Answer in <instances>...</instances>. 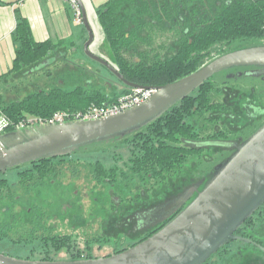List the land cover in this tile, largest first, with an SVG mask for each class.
Masks as SVG:
<instances>
[{
    "label": "flooded vegetation",
    "instance_id": "flooded-vegetation-1",
    "mask_svg": "<svg viewBox=\"0 0 264 264\" xmlns=\"http://www.w3.org/2000/svg\"><path fill=\"white\" fill-rule=\"evenodd\" d=\"M143 1L146 3L139 11L147 14L142 22L126 29L117 55L108 44L98 50L101 46L96 45L95 37L89 47L91 54L129 84L153 90L151 87L178 80L183 73H193L223 54L264 45V0ZM252 24L260 27L261 36L250 35ZM54 52L55 58L48 57ZM47 57L11 74L3 81V87L10 90L16 83H30L34 84L30 94L70 98L79 93L130 95L134 90H143L123 83L104 63L88 57V64L84 58L73 60L61 47ZM205 91L209 92V101L195 103L190 115L186 112L188 103L181 100L172 106L177 109L171 107L165 117L136 135L123 138L129 156L120 162L121 166L105 168L94 161L81 167L73 163L68 170L33 166L12 169L17 170L18 180L9 183L4 178L8 185L4 202L7 208L2 209L7 211L9 233L18 225L27 226V241L37 245L45 236L68 237L73 251L52 249L44 254L39 249L37 260L50 261L105 257L147 238L188 204L216 167L264 124V69L239 67L220 71L183 100L202 96ZM157 152L161 157L156 158ZM63 173L68 174L73 198L78 202L61 211L54 199L49 205L44 199L48 188H66L59 180ZM78 180H83V191L76 188ZM174 202L180 204L178 210L167 208ZM247 220L244 229L235 233L249 241H237L243 245L235 252L236 264L246 255L259 258L264 264V243L256 236V228L264 226V204ZM58 223L67 224L74 232L81 231L82 239L75 240L73 234L58 235ZM35 236L39 240H33ZM231 251L218 255L217 262L210 264H230L234 258Z\"/></svg>",
    "mask_w": 264,
    "mask_h": 264
},
{
    "label": "water",
    "instance_id": "water-1",
    "mask_svg": "<svg viewBox=\"0 0 264 264\" xmlns=\"http://www.w3.org/2000/svg\"><path fill=\"white\" fill-rule=\"evenodd\" d=\"M86 32L82 45L85 57L104 63L89 47L94 33L80 0H74ZM48 56L55 58L54 55ZM239 67L264 69V45L235 50L213 60L174 82L151 87L143 103L121 113L91 120L44 123L0 134V174L47 158L70 156L80 147L123 139L143 129L173 105L187 97L214 74ZM264 204V124L243 141L237 150L216 167L212 177L193 199L168 222L135 245L105 257L79 260H29L0 254V264H205L220 248L232 241L249 242L234 235ZM180 208L175 202L167 208ZM262 251H264L261 248Z\"/></svg>",
    "mask_w": 264,
    "mask_h": 264
},
{
    "label": "trees",
    "instance_id": "trees-1",
    "mask_svg": "<svg viewBox=\"0 0 264 264\" xmlns=\"http://www.w3.org/2000/svg\"><path fill=\"white\" fill-rule=\"evenodd\" d=\"M145 3L143 0H109L107 3H105V5H103L100 9H98L97 18L99 24L102 28L108 46L111 48L112 52L115 55H117V50L120 41L123 40V38L125 37L126 29L130 26L133 25L135 26L137 22L139 23L142 22L143 15L147 14L144 13L142 10L139 11L141 5ZM259 32H260V27L255 28L254 25L252 24L250 35L259 37L261 36V34H258ZM84 34L86 37L85 30H84ZM12 39L15 45V59L13 61V67L10 73H5L0 76V80L2 81L7 80V77L17 72L18 70L21 71L24 68L32 67L34 64L40 62L42 58L45 59L48 58L47 55L50 54L51 51H55L59 47H61V44H53L49 41H45L41 43L35 42L32 38L30 27L27 20L22 17H17L16 19L15 29L12 33ZM188 74L190 73H183L182 76H179L178 78H182ZM176 79L177 78L172 79L171 82ZM208 93L209 92L205 91L202 93V96L197 95V98H193L190 100L188 98L186 100H182L183 102L188 103L186 109L188 115L191 114L192 107L195 105V103L199 104L201 102L205 103L209 101ZM126 94H127L126 92L120 94H112V95H105V94L85 95L83 93L81 94L79 93L75 96L73 95L74 97L71 96L70 98V95L60 96L57 94L45 95L43 93H35L24 96L22 99H17V100L15 99L14 101L9 103H4L0 96V118H4L7 122V126L4 128V130L11 131L21 120L27 117H38L45 119V118H50L53 114L60 112L74 113L79 111L84 112L93 107L102 108L105 105H109L113 103L119 97ZM176 107L177 106L172 107V110L177 109ZM172 110L168 109L156 120L165 117ZM152 123L153 122L145 126L143 129L148 128L149 126H151ZM65 157L41 159L38 161L30 162L22 166L48 168V167H52V164L56 160L59 161V163L62 162ZM159 157H161V154L157 152L156 158ZM142 167H145V165L143 164ZM7 187L8 185L6 183V180L4 178H1L0 176V199L3 196V194L5 195L7 194ZM6 208L7 207L5 203H3L0 207V239H5L6 237H8L9 234V230H8L9 226L8 223L6 222L7 211L2 212V209H6ZM165 223L166 222H164L161 226L153 230L151 234H153L155 231L161 228ZM247 223L248 220H246L244 222V225H242L237 230L239 231L241 229H244L243 227L246 226ZM235 233L237 234V231ZM32 239L39 240V238L36 236L33 237ZM18 241H23V239H20ZM232 242L220 248L214 255L210 257V259L205 264L217 262L218 255H221L222 253L231 250L230 245ZM39 249L44 254L51 253L52 249L54 250V252H60L63 250H65L66 252H70L71 250L72 251L74 250V245L71 244V241L68 237L56 236L55 238H49L45 236L40 240ZM260 262L263 261H261L259 258H256L254 256L246 255L241 257L239 264H260Z\"/></svg>",
    "mask_w": 264,
    "mask_h": 264
},
{
    "label": "rangeland",
    "instance_id": "rangeland-1",
    "mask_svg": "<svg viewBox=\"0 0 264 264\" xmlns=\"http://www.w3.org/2000/svg\"><path fill=\"white\" fill-rule=\"evenodd\" d=\"M93 1L95 4H98L97 2L99 1V3L101 4L102 2H105L108 0H97V1L93 0ZM72 13L71 15L73 17H71V23H72L71 26L75 27V29L77 30L81 27L73 24L72 21H74L75 18H74V14ZM85 39L86 37H84L83 43ZM82 45L83 44L81 42L80 44H78L77 49H74V50L67 46H62L61 48L65 50V52L68 53V56H70L73 60H76L77 58L78 59L84 58L85 64H88V62H86L88 61L87 58L82 53ZM240 81H241L240 79L237 80V82H240ZM33 85L30 83L23 84L21 82V83H16L15 86L11 87L10 90H5L3 87V81L0 80L1 99L4 103L12 102L15 99L16 100L20 99L34 91ZM263 102H264V99H263ZM71 155H72L71 157H65L64 160L60 163L59 161L56 160L52 164V168L61 167L60 168L61 170H68L67 168L72 167L73 163L76 166L81 167L82 165H85L86 163H93L94 161H99L101 165H103L105 168H109L114 165L121 166L120 162L128 158L129 151H128V145L125 141H122L121 139L119 140L115 139V140H110V141L93 143L90 145L80 147L75 152H73ZM217 160L218 158L215 159V161ZM16 172L17 170H9L5 174H1L0 176L1 178L7 179L9 183L17 182L18 175L16 174ZM59 180H60V183L64 184L66 188L62 189L63 186H61V188H59L58 190L54 187L48 188V192H47L48 196L46 197V199H44V202L45 204L47 203V205H49V203L53 202V199H54V203L56 202L58 203L57 206L56 204L54 205L62 211L67 206L76 204V202L78 201L75 200V198H73V195H72L73 188L72 186L71 187L69 186L70 179L68 177V174L63 173L60 176ZM82 182L83 180H78V187H76L80 191H83V187L81 185ZM5 201H6V195L3 194V196L0 199V207ZM80 201H82V199H80ZM41 209L42 211L46 213L48 212L44 208H41ZM48 213H51L50 210ZM92 229H94V227ZM256 230H257L256 236L258 237L259 240H261L264 243V226L263 227L258 226ZM29 231H30L29 227L18 225L16 230H13L12 232L8 234V237H6L5 239H0V254H4L6 256L13 257V258L37 260L38 255H39L38 254L39 245H37L38 243L31 244L27 241L29 237H27V235L25 234H27ZM80 232L81 231L74 232V230H71L70 228H68L67 224L58 223V227L55 233H57L58 235L73 234L76 237L75 240H81L82 236H79L81 234ZM88 233L90 232H87V234ZM20 239H23V241H18ZM9 240L10 241L12 240V242L16 241L17 244H13ZM242 245H243L242 243L237 242V241H234L231 243V250H232L231 256L234 258L229 260L230 264L237 263L235 252L238 248H240V246L242 247Z\"/></svg>",
    "mask_w": 264,
    "mask_h": 264
},
{
    "label": "crops",
    "instance_id": "crops-1",
    "mask_svg": "<svg viewBox=\"0 0 264 264\" xmlns=\"http://www.w3.org/2000/svg\"><path fill=\"white\" fill-rule=\"evenodd\" d=\"M80 1L93 30L96 45L101 46L98 50H101L107 46V42L97 18V11L109 0L101 4L99 1L95 4L93 0ZM71 13L75 18V11L68 0H0V76L10 73L13 67L15 45L12 33L17 17L27 20L35 42L49 41L74 50L78 44H83L85 34L81 22L72 21L74 25L81 27L77 30L71 26ZM4 89L7 90L5 87Z\"/></svg>",
    "mask_w": 264,
    "mask_h": 264
},
{
    "label": "built area",
    "instance_id": "built-area-1",
    "mask_svg": "<svg viewBox=\"0 0 264 264\" xmlns=\"http://www.w3.org/2000/svg\"><path fill=\"white\" fill-rule=\"evenodd\" d=\"M71 4L73 10L75 11V20L80 23V13L76 6L74 0H68ZM153 93V90L143 89L134 90L130 95H123L119 97L113 103L104 106L102 108L93 107L84 112H60L53 114L50 118H38V117H27L21 120L14 129H25L32 127L34 125L44 124V123H59L67 120H91L101 117H106L110 115H115L121 113L124 110L140 105L145 102ZM7 126V122L4 118H0V134L3 132L4 128Z\"/></svg>",
    "mask_w": 264,
    "mask_h": 264
}]
</instances>
